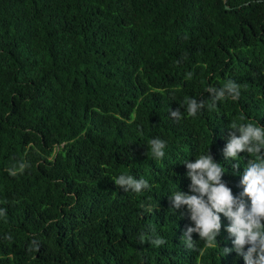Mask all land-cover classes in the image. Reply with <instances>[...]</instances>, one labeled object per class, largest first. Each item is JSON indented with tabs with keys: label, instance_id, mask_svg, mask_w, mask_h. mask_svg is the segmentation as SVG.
Returning a JSON list of instances; mask_svg holds the SVG:
<instances>
[{
	"label": "trees",
	"instance_id": "16d2710c",
	"mask_svg": "<svg viewBox=\"0 0 264 264\" xmlns=\"http://www.w3.org/2000/svg\"><path fill=\"white\" fill-rule=\"evenodd\" d=\"M0 264H264V0H0Z\"/></svg>",
	"mask_w": 264,
	"mask_h": 264
},
{
	"label": "water",
	"instance_id": "95a60500",
	"mask_svg": "<svg viewBox=\"0 0 264 264\" xmlns=\"http://www.w3.org/2000/svg\"><path fill=\"white\" fill-rule=\"evenodd\" d=\"M227 7V6H226Z\"/></svg>",
	"mask_w": 264,
	"mask_h": 264
}]
</instances>
